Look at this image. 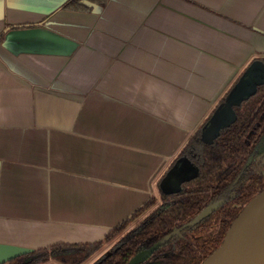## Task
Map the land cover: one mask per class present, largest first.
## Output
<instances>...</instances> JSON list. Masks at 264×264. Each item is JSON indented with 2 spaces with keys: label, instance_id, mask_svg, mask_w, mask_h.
<instances>
[{
  "label": "crops",
  "instance_id": "0c3cea01",
  "mask_svg": "<svg viewBox=\"0 0 264 264\" xmlns=\"http://www.w3.org/2000/svg\"><path fill=\"white\" fill-rule=\"evenodd\" d=\"M0 0V242L92 243L256 59L264 0Z\"/></svg>",
  "mask_w": 264,
  "mask_h": 264
},
{
  "label": "trees",
  "instance_id": "16d2710c",
  "mask_svg": "<svg viewBox=\"0 0 264 264\" xmlns=\"http://www.w3.org/2000/svg\"><path fill=\"white\" fill-rule=\"evenodd\" d=\"M82 1L69 0L65 7L89 8ZM89 1L104 6L109 0ZM2 36L1 34L0 38ZM258 94L259 101L245 102V105L236 107V121L209 144L202 140L201 135L202 128L215 110L213 111L176 158L187 155L192 159L200 167L198 177L186 182L179 192L167 194L160 189L161 202L137 221L133 228L126 232L131 222L157 203L156 197L151 198L100 241L56 243L35 249L30 254L19 256L5 264H42L47 260L60 264H85L106 243L119 235L121 236L111 249L112 253L101 264H127L136 253L149 248L178 226L193 219L209 203V198L231 197L229 203L210 217L196 226H187V232L184 230L180 236L171 238L167 244L169 248L161 247L153 255L156 258L155 264H160L157 261L168 254L174 261L172 264H200L220 246L232 221L245 204L264 189V153L253 165H246L250 155L256 153V147L264 135V85L259 88L256 95ZM212 227L215 228L212 230Z\"/></svg>",
  "mask_w": 264,
  "mask_h": 264
},
{
  "label": "water",
  "instance_id": "95a60500",
  "mask_svg": "<svg viewBox=\"0 0 264 264\" xmlns=\"http://www.w3.org/2000/svg\"><path fill=\"white\" fill-rule=\"evenodd\" d=\"M262 85H264V60L256 59L244 71L225 100L217 106L205 123L202 128V140L212 144L225 128L236 121L235 107L255 96ZM199 173L200 167L187 155H183L176 159L161 179L160 189L167 194L179 192L184 183L195 179ZM223 203L224 201H220L208 205L188 223V226H195L215 212ZM181 229L182 227L173 230L149 248L139 251L127 264L146 263L156 250L167 245L171 238L180 233ZM34 250L32 247L0 242V264L30 254ZM111 253V250L108 251L106 257ZM103 259L93 264H101ZM200 264H264V189L245 204L232 221L220 246Z\"/></svg>",
  "mask_w": 264,
  "mask_h": 264
},
{
  "label": "rangeland",
  "instance_id": "374dc122",
  "mask_svg": "<svg viewBox=\"0 0 264 264\" xmlns=\"http://www.w3.org/2000/svg\"><path fill=\"white\" fill-rule=\"evenodd\" d=\"M261 94V93H260ZM260 94H258V95H256V96H253L251 99H248V100H246V101H244V105L246 104V103H249V102H251V103H255V102H257V101H259V97H260ZM246 102V103H245ZM161 202V194H159V196L157 197V203L155 204V205H153L151 208H149L147 211H145V212H143L136 220H134L133 222H131L130 223V225L127 227V229H126V232L129 230V229H131V228H133L135 225H136V223H137V221H139V220H141V219H143L152 209H154L159 203ZM193 227V226H192ZM215 227H212L211 229L213 230ZM186 232H187V230H186ZM121 235H119L117 238H115L114 240H112V241H110V242H108V243H106L105 244V246L102 248V249H100L89 261H87L85 264H93L94 262H96V261H98L99 259H101L108 251H110L114 246H115V244L117 243V241H118V239H119V237H120ZM175 242H173V244H174ZM166 247H168L169 248V245H165ZM164 246V247H165ZM209 255V254H208ZM155 260H156V258H155V256H152L150 259H149V262H146V264H155L154 262H155ZM157 262H161L160 264H172L174 261H172V258H171V256H170V254H168V255H164V256H162L161 257V259L159 260V261H157ZM43 264H60V263H58V262H56V261H53V260H48V261H45Z\"/></svg>",
  "mask_w": 264,
  "mask_h": 264
},
{
  "label": "flooded vegetation",
  "instance_id": "af4514ba",
  "mask_svg": "<svg viewBox=\"0 0 264 264\" xmlns=\"http://www.w3.org/2000/svg\"><path fill=\"white\" fill-rule=\"evenodd\" d=\"M260 87H261V86H260ZM258 91H259V89H258ZM258 91H257V92H258ZM243 103H244V102H243ZM243 103H242V104H243ZM240 106H241V105H240ZM237 107H239V106H237ZM235 109H236V107H235ZM225 129H226V128H225ZM262 153H264V135H263L262 139L260 140V142L258 143V145H257V147H256V153L253 152V153L250 155V157H249L248 160H247L246 165H247V166H251V165H253V163H254L255 161H258V160L261 158V154H262ZM178 156H179V155H178ZM178 156H177V157H178ZM171 166H172V165H171ZM171 166H170V167H171ZM168 170H169V169H168ZM166 173H167V172H166ZM166 173H165V174H166ZM262 173L264 174V168H262ZM164 176H165V175H164ZM184 184H185V183H184ZM183 186H184V185H183ZM214 196H215V195H214ZM230 200H231V197H227V196H220V197H217V198H215V199L209 198V199H208L209 203H208L204 208H206L208 205H210V204H212V203H216V202L224 201V203L218 208V209H220L222 206H224V205H226L227 203H229ZM204 208H203V209H204ZM203 209H201V210H200V211L194 216V218H195V217H196V216H197V215H198ZM218 209H217V210H218ZM217 210H216V211H217ZM216 211H215V212H216ZM213 213H214V212H213ZM213 213H212V214H213ZM212 214H210L209 216L205 217L204 219H207V218L210 217ZM194 218H193V219H194ZM193 219H191V220H193ZM204 219H203V220H204ZM191 220H189L188 222L184 223L183 225H180V226H178L177 228H175V229H178V228H181V227H182L180 233H179L177 236H180V235L183 233V231L186 230V228H187V226H188V223H189ZM203 220H202V221H203ZM202 221H201V222H202ZM201 222H199V223H201ZM199 223H197V224H199ZM197 224H196V225H197ZM196 225H195V226H196ZM175 229H174V230H175ZM163 247H164V246H163ZM160 248H161V247H160ZM160 248H159V249H160ZM159 249H158V250H159ZM156 251H157V250H156ZM156 251H155V252H156ZM106 254H107V253H106ZM106 254H105L102 258L105 259V258H106ZM154 254H155V253H154ZM154 254H153V255H154ZM107 257H108V256H107ZM102 258H101V259H102ZM104 259H103V260H104ZM47 261H48V260H47ZM44 262H45V261H44ZM44 262H43V263H44ZM102 262H103V261H102ZM147 262H149V261H147ZM8 263H9V262H8ZM43 263H42V264H43ZM143 264H146V263H143Z\"/></svg>",
  "mask_w": 264,
  "mask_h": 264
}]
</instances>
